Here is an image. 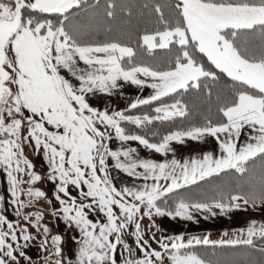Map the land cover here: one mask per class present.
<instances>
[{"label": "snow or ice", "instance_id": "snow-or-ice-1", "mask_svg": "<svg viewBox=\"0 0 264 264\" xmlns=\"http://www.w3.org/2000/svg\"><path fill=\"white\" fill-rule=\"evenodd\" d=\"M100 7V0H0V168L7 178V206H15L16 217L24 220L23 225L10 221L0 197V264L30 261L24 248L37 236L29 227L42 237L43 264H238L203 255L209 247L213 256L217 249H244L264 258V221L253 219L216 240L153 235L157 248L142 228L145 218L149 231L158 228L154 216L193 221V212L264 210V0H156L151 9L158 26L139 37V48L150 56L161 51L156 66L137 61V51L127 44L83 39L82 18ZM117 7L116 0H105L104 15L114 17ZM121 7L131 14L127 5ZM120 81L139 88L147 84L152 92L124 110H101L88 100L90 94L111 96L122 87ZM185 95H206L209 101L215 95L216 119L169 131L158 141L126 132L124 125L147 129L188 116V104L178 98ZM141 108L142 114H130ZM206 136L215 138L218 151L175 158L171 142ZM113 138L135 141L164 159H142L134 147L113 151ZM25 145L43 152L45 176L35 171ZM109 157L132 178L131 185L113 183ZM250 174L248 184L220 189L210 198L194 200L181 191ZM42 180L54 184L59 208L51 215H62L79 230L67 251L63 237L41 223L43 212L24 211L43 200L52 203L35 187ZM94 212L104 219H90Z\"/></svg>", "mask_w": 264, "mask_h": 264}, {"label": "crops", "instance_id": "crops-1", "mask_svg": "<svg viewBox=\"0 0 264 264\" xmlns=\"http://www.w3.org/2000/svg\"><path fill=\"white\" fill-rule=\"evenodd\" d=\"M141 78L143 79V77ZM120 83L122 84V87L114 90V93L111 96L103 93H97L95 96L90 94L88 96V100L93 104V106L98 107L101 110L105 108L112 110H124L127 108V104L131 100L137 97H146L152 92V89L147 87V84L143 88H139L138 86L133 85L130 82L120 81ZM50 130L55 131V129ZM246 136L247 132L242 133L240 142H243L246 139ZM125 147L136 148L137 154L142 159H164V157L160 154L145 149L142 145H138V143L135 141L121 142L116 140L115 138L109 141V148L113 151ZM171 147L174 150L175 158L180 159L181 161L185 157L198 155L203 151H218L215 138L210 136H206L203 141H192L186 139L183 144L173 141L171 142ZM25 154L35 165V171L38 174L45 176L47 174L46 170L48 164L43 158V152L41 151L37 153L33 150V148L25 145ZM172 157L173 153L169 152L168 158L171 159ZM121 159L123 158L121 157ZM107 163L109 165V172L112 181L117 187H121L125 184L131 185L132 178L116 169L114 167V161H112L110 157L108 158ZM6 187V174H4L2 168H0V197L4 198L5 206L7 207V211L4 212V214L13 223H16L18 220L19 224L21 225L23 224V219H20V217H16L15 206H7L9 195L6 192ZM35 187H39L41 190L45 191L48 195V199H51L52 201L51 204H49L47 200L40 201V205L43 206L44 212L47 213V209H49V211L51 212L53 208H59V204L54 197L55 188L52 181L42 180L38 182ZM69 190L73 195H78V191L72 188V186H69ZM214 212L215 215L202 212H193L192 215L195 218L193 221L182 220L180 218L172 219L167 216H154L153 220L158 228L153 227L149 231V221L147 220V218L142 221V228L145 232L146 238L149 239L152 247L157 248L158 246L155 240L152 239L153 235H155L156 238H159L161 235L167 236L183 233L185 239H187L189 235H209L210 239L216 240L222 238V234L225 231L228 233V236H231L235 229L246 227L248 222L253 219H255L258 223L264 221V210H261L260 208L253 209L250 206L247 207V210L242 207L240 210H232L230 212H227L226 214H221L219 209H214ZM89 218L94 221H102L104 219L103 214L98 212L90 213ZM41 223L53 229L51 231L52 235H61L63 237L64 243L62 246L65 248V251H67L68 248L73 247L75 239L79 238V230L74 226H69L67 223H65L62 215H51V219L49 222H46V220H42ZM223 238L227 239L228 237ZM19 242L22 245L24 244L23 240ZM129 243H132V241H129ZM48 247L50 248L51 245L49 246L48 244ZM24 251L26 255L31 259L28 262H25L23 261V259H21V264H39L43 261L42 257L47 255V252L40 250L38 243L32 241L28 242V247L24 248ZM119 256L120 250L118 249L117 259H119Z\"/></svg>", "mask_w": 264, "mask_h": 264}, {"label": "trees", "instance_id": "trees-1", "mask_svg": "<svg viewBox=\"0 0 264 264\" xmlns=\"http://www.w3.org/2000/svg\"><path fill=\"white\" fill-rule=\"evenodd\" d=\"M95 0H88V3H94ZM156 0H116L118 7L115 9L114 17L109 18L104 15V3L105 0H100L101 7L96 10L93 15L91 13L86 14L82 18L81 23L85 25L83 32V39L88 41L105 42V41H117L123 44H127L133 47L137 51V61H143L144 63L156 66L162 59L160 50H156L154 55L150 56L146 50L139 48V37L145 32L154 30L157 25V14H155L151 5ZM160 3H165L167 0H158ZM149 4L150 7L145 8L144 4ZM127 5L130 9L128 11L123 10L121 6ZM167 15V9L165 10ZM91 17V19H89ZM182 102L188 104L189 114L186 117H175L173 120L166 122H154L149 125L147 129H136L133 125H124L126 132L132 134H147V138L150 140L158 141L160 137L165 135L169 131L185 129L192 125H202L206 118L215 120V95L212 101H209L206 95H185L178 97ZM169 103L173 102L168 100ZM146 109L131 110L130 114H142ZM153 133L155 135H153ZM258 176V168H257ZM254 177L250 174L243 179L238 180L232 176H222L212 180L210 183L200 182V186H192L190 191L181 190L182 193L191 199H205L216 195L220 189L223 188H237L240 185H246L250 179ZM163 206V205H162ZM171 206V201H169ZM259 247V245H258ZM199 249L200 246H197ZM213 250L211 247L206 252H202L203 255L213 260H235L238 264H248L249 261H254L255 264H259L262 258L258 253H253L250 250L236 249V250H216V254L213 256Z\"/></svg>", "mask_w": 264, "mask_h": 264}, {"label": "rangeland", "instance_id": "rangeland-1", "mask_svg": "<svg viewBox=\"0 0 264 264\" xmlns=\"http://www.w3.org/2000/svg\"><path fill=\"white\" fill-rule=\"evenodd\" d=\"M27 178H28V177H27V175L25 174L24 177H23V179L27 180ZM22 187L27 188L28 185H27V184H24V185H22ZM23 198H24V197H21V199H23ZM40 203H41V202L37 203L36 206H35V208H32V209H25L24 211H33V212H35V211H41V212L44 213L43 220H46V222H49L50 219H51V212L49 211V209H47V213L44 212V210H43V206H41ZM46 216H47V218H46ZM20 219H23V217L21 216ZM22 223L24 224V220H22ZM23 224H21V225H23ZM49 228H50V227H49ZM50 230L52 231L53 229L50 228ZM29 232H31L32 235L37 236V239H33V240H31V241L40 244V239H41L42 237L38 236L37 233L35 232V230L32 229L31 227H29ZM49 238H50V239H49V243H48V244H49V246H50V245H51V237H49ZM51 246H52V245H51ZM42 262H43V261H42ZM42 262L39 263V264H42ZM37 264H38V263H37Z\"/></svg>", "mask_w": 264, "mask_h": 264}]
</instances>
